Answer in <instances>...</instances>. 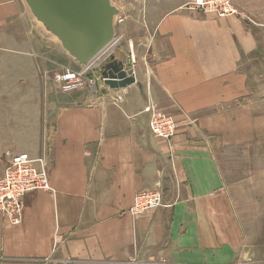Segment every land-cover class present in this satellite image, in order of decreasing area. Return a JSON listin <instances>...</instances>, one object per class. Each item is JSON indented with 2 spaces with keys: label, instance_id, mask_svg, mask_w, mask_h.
I'll return each mask as SVG.
<instances>
[{
  "label": "crops",
  "instance_id": "0c3cea01",
  "mask_svg": "<svg viewBox=\"0 0 264 264\" xmlns=\"http://www.w3.org/2000/svg\"><path fill=\"white\" fill-rule=\"evenodd\" d=\"M175 6L137 56L128 37L136 72L113 51L134 84L68 94L51 87V34L24 0H0V178L25 152L51 187L23 196L19 225L0 211V264H236L248 242L258 257L212 144L257 108L261 24ZM146 103L174 118L169 141L151 134ZM145 190L165 206L132 215Z\"/></svg>",
  "mask_w": 264,
  "mask_h": 264
},
{
  "label": "rangeland",
  "instance_id": "374dc122",
  "mask_svg": "<svg viewBox=\"0 0 264 264\" xmlns=\"http://www.w3.org/2000/svg\"><path fill=\"white\" fill-rule=\"evenodd\" d=\"M111 3L118 9V14L114 18L115 37L106 52L110 49L114 52L117 48L120 49L128 58L126 66L130 74L136 71L133 69L134 63H130L131 52L128 37H134L132 44L137 56V51L143 49L141 46H144V42L156 37L157 34L154 31L156 25L164 20L168 11L173 9L171 7L177 5L174 11H179L178 8H180L182 12L210 13L219 17L214 13L207 12L206 7L196 6L195 0H111ZM231 4L238 11L231 16L247 18L249 22L261 24L260 33L263 37L264 0H232ZM50 38L52 40L51 64L49 66L51 87L59 93L70 94L77 88H98L103 84L100 70L109 60V55L107 56L106 52L92 61L89 70L82 75L83 84L80 87L67 92L63 91L56 76L65 70L81 71L82 67L73 61L56 37L51 35ZM139 40H144V42L140 44ZM252 84L255 86L256 81L252 80ZM258 87L257 108L253 105L251 112L249 109L248 111L243 110L241 125L236 126L228 123L225 129L226 134L219 135L220 141L212 144L217 153L218 162L225 172L232 198L241 212L248 238L250 235L258 236V239L255 237L253 239V245L258 249V257L252 255L251 252H255V250L250 247L248 242L242 257L238 258L236 264H264V78L258 80ZM251 117L253 121L255 117L258 119V142L253 139ZM236 123L238 124L239 121Z\"/></svg>",
  "mask_w": 264,
  "mask_h": 264
},
{
  "label": "built area",
  "instance_id": "2783aa9c",
  "mask_svg": "<svg viewBox=\"0 0 264 264\" xmlns=\"http://www.w3.org/2000/svg\"><path fill=\"white\" fill-rule=\"evenodd\" d=\"M231 1L195 0V5L202 8L206 7L207 12L224 17L235 15L238 12L237 8L231 4ZM112 51L110 49L106 52L107 56L109 55L108 57L111 56ZM92 61L81 65V71L72 72L65 70L59 73L56 79L61 89L67 92L80 87L83 84L82 75L89 70ZM121 101L122 96L117 95L115 102L119 103ZM143 112L148 115V127L153 136L162 141H169L174 136L176 123L170 114L161 111L151 103L144 106ZM35 190L51 191L43 157H32L25 152L14 155L0 178V211L7 216L12 225H19L22 221L23 196ZM161 206H165L163 194L159 190H145L134 195L133 204L129 212L138 216Z\"/></svg>",
  "mask_w": 264,
  "mask_h": 264
},
{
  "label": "water",
  "instance_id": "95a60500",
  "mask_svg": "<svg viewBox=\"0 0 264 264\" xmlns=\"http://www.w3.org/2000/svg\"><path fill=\"white\" fill-rule=\"evenodd\" d=\"M24 1L35 20L56 37L67 54L80 65L94 60L114 40V18L118 9L111 0ZM100 75L111 89L136 82L126 73L123 62L113 55L101 68Z\"/></svg>",
  "mask_w": 264,
  "mask_h": 264
},
{
  "label": "bare ground",
  "instance_id": "6f19581e",
  "mask_svg": "<svg viewBox=\"0 0 264 264\" xmlns=\"http://www.w3.org/2000/svg\"><path fill=\"white\" fill-rule=\"evenodd\" d=\"M112 42H113V41H112ZM112 42H111V43H112ZM111 43H110V44H111ZM110 44H109V45H110ZM104 51H105V50H104ZM104 51L100 52L95 58H97V57H99L101 54H103ZM95 58H94V59H95ZM149 104H150V103H149Z\"/></svg>",
  "mask_w": 264,
  "mask_h": 264
}]
</instances>
